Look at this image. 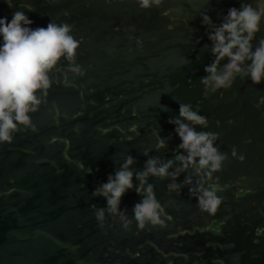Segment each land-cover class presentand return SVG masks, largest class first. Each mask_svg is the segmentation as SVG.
<instances>
[{
    "label": "water",
    "instance_id": "water-1",
    "mask_svg": "<svg viewBox=\"0 0 264 264\" xmlns=\"http://www.w3.org/2000/svg\"><path fill=\"white\" fill-rule=\"evenodd\" d=\"M27 4L28 0H12L10 10L3 0V18L11 21L16 11L32 16ZM58 8L53 12L44 0H36L31 27L73 19ZM148 20H156V11L149 9ZM68 63L62 59L50 73L53 83L47 101L31 113L36 129L21 126L11 144H0V264H264V241L254 244L255 226L244 225L261 218L252 203L256 194L236 196L237 187L217 189L222 204L213 216L198 208L197 199L189 194L191 186L169 193L170 178L150 177L149 183L155 185L157 198L165 206L166 228L149 225L139 230L133 219L129 231L111 216L104 228L99 226L91 205L106 207L107 202L92 193L115 174L128 155L135 158L134 172L144 169L146 150L151 156L174 159L175 152L166 150L177 149L181 140L169 119L179 117L180 106L168 105L174 100L169 97L175 96L173 85L178 78L109 75L106 72L119 68L120 62L109 60L105 65L80 56L76 63L85 73L76 74ZM193 110L209 121L207 129L198 127V131L219 134L225 117L239 119V125L254 117L250 110H234L229 115L215 107L194 106ZM160 138L167 140V147L156 150ZM216 146L222 147L220 143ZM222 153L234 161L230 166L225 160L212 182L223 187L227 177L235 181L232 174L250 176L248 170L236 173L232 169L239 163L237 156ZM260 159L262 166L264 152ZM189 174L182 173L178 182ZM133 182L139 185L135 176ZM142 198L135 188L127 190L121 210L127 209L133 218L134 205ZM213 220L222 223L220 231H202ZM243 241L246 248L241 247ZM255 247L259 250L253 252Z\"/></svg>",
    "mask_w": 264,
    "mask_h": 264
},
{
    "label": "clouds",
    "instance_id": "clouds-1",
    "mask_svg": "<svg viewBox=\"0 0 264 264\" xmlns=\"http://www.w3.org/2000/svg\"><path fill=\"white\" fill-rule=\"evenodd\" d=\"M138 3L142 9H149L162 6L164 0H138ZM256 4L257 7H253L251 3L242 2L239 9L230 8L220 24L206 13L202 14V24L209 27L210 51L214 57L205 67L207 75L201 79L205 96L231 88L237 77L250 78L257 85L264 82V38L255 48L253 46L264 20V0H256ZM165 14L171 15V9ZM33 23L23 11H16L11 21L7 17L0 18V144H11L14 134L22 130L21 126L36 129L31 113H36L46 103L53 83L50 73L57 69L62 59L69 62L70 71L76 74L85 71L76 63L80 41L71 34L72 25L51 21L47 27L32 28ZM137 43L142 45L141 40ZM169 123L176 126L175 133L181 140L174 150V159L151 156L146 150L143 154L148 159L144 169L134 172L131 166L135 158L128 155L115 174H110L108 181L92 193L94 197H104L107 202L106 207L91 205L101 228L105 227L109 216L129 231L133 219L139 230L149 225L152 228L167 227L163 218L165 206L157 198L155 185L149 183L150 177L170 178L169 193H179L183 187L191 186L189 194L197 199L198 208L209 215L217 213L222 197L217 195V189L212 187L216 183L211 181L228 159L227 154L216 146L219 133L197 130L198 127L207 129L209 121L205 115L193 110L191 104L181 103L179 117L170 118ZM155 147L156 150L165 149L167 140L160 138ZM232 155L237 156L235 148ZM239 159L243 161L245 157L241 155ZM186 172L190 174L178 182L180 175ZM134 176L139 181L138 186L133 182ZM133 188L143 198L134 205L133 218H129L127 209L121 210V200L126 191Z\"/></svg>",
    "mask_w": 264,
    "mask_h": 264
},
{
    "label": "flooded vegetation",
    "instance_id": "flooded-vegetation-1",
    "mask_svg": "<svg viewBox=\"0 0 264 264\" xmlns=\"http://www.w3.org/2000/svg\"><path fill=\"white\" fill-rule=\"evenodd\" d=\"M6 1L9 9H13L12 0ZM35 2L36 0H28V4L25 5L32 13L29 18L34 22ZM44 2L49 10L55 12L57 7H60L58 9L66 17L73 18L67 23L73 26L71 34L80 41L77 57L99 60L105 65L107 63L103 62L109 60L120 62L119 68H111L107 74L178 78L173 85L175 96L169 97L174 100L170 101L172 104L168 106L175 107L184 103L191 104L192 107L222 108L227 110L225 114L228 115L234 114V110L252 112L254 117L246 125H239L241 123L237 122L239 119L225 117L222 123L223 132L219 134L220 140L216 142L222 146L219 149L221 152H232L235 148L239 163L232 169L236 173L248 170L250 176L232 174L236 177L235 181L225 176L227 178L223 187L216 184L212 187L221 190L237 187L236 196H244L249 192L256 194L252 203L259 209L261 218H256L252 223L244 222V225L255 226L254 244L261 245L264 241V165L261 166L260 163V152H264V103H261L264 100V82L257 85L252 83L250 78L237 77L231 88L220 89L208 96L204 95L205 87L201 82L207 75L205 67L214 59L210 51L212 42L208 38L209 27L202 24V14L206 13L216 24H220L230 8L239 9L242 2L257 7L256 0H164L162 6L149 8L156 11V20H148L149 9H142L138 0H44ZM3 8V0H0V18H3ZM169 9L171 15H166ZM50 18L53 19L52 16ZM169 25L174 27L169 28ZM262 38L264 20L261 22V30L253 40L254 48ZM137 40H141L142 45L138 44ZM122 61L127 63L123 64ZM146 82L150 80L147 78ZM160 103L163 106V102ZM135 129V126L131 127L130 131ZM241 155L245 157L243 161L239 159ZM230 160L226 163L232 166L234 159ZM205 185L208 186L207 183ZM245 187L247 189H244ZM242 220L244 221V217ZM221 224L213 220L202 231L218 232ZM241 247H247L245 241L241 243ZM258 250V247L252 248L253 252Z\"/></svg>",
    "mask_w": 264,
    "mask_h": 264
}]
</instances>
